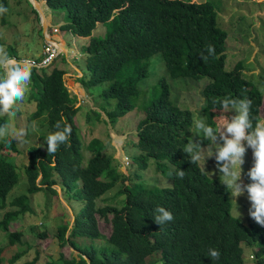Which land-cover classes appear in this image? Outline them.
I'll return each mask as SVG.
<instances>
[{
	"label": "trees",
	"instance_id": "trees-1",
	"mask_svg": "<svg viewBox=\"0 0 264 264\" xmlns=\"http://www.w3.org/2000/svg\"><path fill=\"white\" fill-rule=\"evenodd\" d=\"M41 1L49 11L65 13L68 20H63L65 24L60 29L67 28L74 36L86 39L83 58L90 72L81 79V85L109 83L100 97L106 102L116 100L113 111L101 107L108 122L113 125L124 119L140 102L141 115L136 119H142L134 128L133 143L138 155L128 159V168L134 172L124 175L119 172L121 163L108 155L103 141L93 138L85 148L91 157L84 161L82 135L75 122L80 101L65 85L67 72L57 65L64 57L57 56L46 67H32L27 100L35 102V110L28 116V129L37 120L39 131L50 134L56 130L55 123L61 121L62 125H71L72 134L69 143L61 145L54 156L48 155L46 144L42 148L28 147V159L20 170L13 161L23 155L16 141L7 145L0 141V210L4 211L0 237L6 239L0 248V264H15L25 254L20 249L4 260L6 248L13 250L14 245L24 244L23 233L11 232L10 224L32 212L30 196L42 193L46 203L47 198L57 196L55 186L62 196L80 206L73 215L72 228L68 230V224L63 223L57 230L59 243H69L78 251V259L59 254L58 259L44 264H264V227L250 217L244 224L232 215L234 203L220 182L218 170L209 176L207 170L191 164L182 150L192 140L189 133L193 112L177 100H170V87L164 77L159 80L157 94L148 99L143 96L151 59L158 54L166 77L192 81L185 84L201 83V114L208 125L217 128L215 114L222 109L213 101L224 97L251 100L253 122L262 120L264 96L243 77L245 59L235 55L230 69H226L229 33L218 27L213 4L191 0ZM2 3L7 8L6 1ZM32 11L39 23L38 13L34 8ZM98 24L104 31L94 35ZM208 45L214 46V56H208ZM6 52L20 60L14 49ZM89 113L101 119V112ZM3 123L4 120L0 122ZM207 143L204 141V146ZM179 169L185 171L183 179L175 175ZM23 178L28 183L27 194L7 202ZM105 194L112 196L101 199ZM116 199L120 200L118 206L108 203ZM99 201L104 205L99 206ZM159 206L173 214V221L163 226L154 222V209ZM99 220L111 227L103 245L96 243L104 239ZM29 231L37 238L45 237V231L39 228L30 227ZM209 248L219 251V260L207 256ZM244 249H249L246 259Z\"/></svg>",
	"mask_w": 264,
	"mask_h": 264
},
{
	"label": "rangeland",
	"instance_id": "rangeland-1",
	"mask_svg": "<svg viewBox=\"0 0 264 264\" xmlns=\"http://www.w3.org/2000/svg\"><path fill=\"white\" fill-rule=\"evenodd\" d=\"M7 3V13L0 15V38L3 43V48L14 49L17 57L20 60L41 62L44 58L43 48L44 39L42 26L35 21L36 15L33 13L31 6L28 4V0H5ZM210 1L213 4L215 12L217 14L218 27L229 33L226 39V69H230V64L235 61V55L242 57L244 61L243 77L250 81L255 89L264 96V0H193V2ZM31 3V2H29ZM41 9L47 12L48 19L45 20L48 26H60L65 24V20H68L65 13L53 10L48 11L43 2H38ZM0 5L3 6L2 0ZM237 6V7H236ZM43 12V13H44ZM45 16V14H44ZM4 20V22H2ZM64 20V21H63ZM104 28L98 24L94 30V35L102 34ZM52 37L59 40V44H63L65 50H60L62 53L59 56L64 57L63 61L58 62V68L65 70L64 75L65 85L68 87L71 94H79L77 97L80 100H84L81 103V108L76 116V125L79 128V133L82 135L81 146L83 152L84 161L91 157V154L86 151V145L91 139L96 138L103 141L107 146V153L109 156H113L121 163L118 168L119 172L124 175L132 174L133 169H129L128 166L134 156L138 155V150L133 147V143L136 141L135 126L139 119L136 116L141 115L139 111L140 102L137 103L135 111L127 115L122 120H117L115 124H110L101 107H107L109 111L115 109L116 100H109L108 102L100 98L102 90L108 88L109 83H103L97 86H82L81 79L86 78L90 72L89 68L84 62L83 58V46H85L86 39L78 38L71 34L67 28L60 29V32L52 33ZM48 38H50L48 36ZM61 49V47H59ZM234 55V56H233ZM76 56V60H72V57ZM74 58V57H73ZM62 60V59H61ZM74 66L75 68H73ZM80 71V72H78ZM82 73V74H81ZM166 70L160 61V56L156 54L153 56L148 69V75L143 84V96L148 99L150 95L157 94L159 92L160 78L164 77L166 83L170 87V100L172 102H179L180 106L188 108L193 112L194 119L201 118V110L204 104V100L200 94L201 83L185 84L186 82H192L181 79H171L166 77ZM176 83H182L189 88H183L180 85L176 86ZM30 89L28 88L25 94V99L22 104L19 105L17 113L14 117L0 118L1 121L10 124L12 128H26L27 135L23 141H16V147L19 151L23 152V157L13 158L14 164L18 166L17 170L24 167L25 159L27 158L28 147H40L45 144V139L48 133H41L39 130L37 120L35 122L36 127L33 129L31 125L28 129V116L35 110V102L28 101V95ZM83 97V98H82ZM79 105V103L77 104ZM179 106V107H180ZM180 107V108H182ZM182 108V109H186ZM90 110H96L101 112V119L89 113ZM260 111L262 112V120H264V99L263 105ZM89 113V117L86 116ZM235 115L234 112L223 113L220 111L215 114V120L217 128L227 122V117ZM135 116V117H134ZM204 118V117H203ZM115 125V126H114ZM39 128V129H38ZM33 130V131H32ZM32 131V132H31ZM193 139L196 135V130L192 127L189 133ZM4 152V151H3ZM107 155V156H108ZM252 152L251 149L246 151L244 156V163L242 167L241 180L243 184L251 183L247 176L248 170L252 166ZM202 168V163L199 165ZM205 170L208 175L211 176L216 170V163L214 158H209L205 162ZM20 173V172H19ZM148 176V175H147ZM150 176V175H149ZM58 191V195L51 197L50 200L42 198V193L30 196V208L32 212H26L22 219L14 221L10 224V231L22 232V240L24 244H18L6 248L2 256L4 260L10 259L19 250L25 251L24 255L20 257L15 264H29V262L35 261V264H44L51 260H56L61 254L64 258L78 259V251L67 243L61 245L57 240V230L63 223L68 224V230H70L74 223V216L80 206L76 203L70 202L66 197L62 196L60 188L54 187ZM28 183L26 179H22L19 184L11 191L7 197V202L12 201L14 198L27 194ZM112 196L111 194H105L101 199H106ZM118 199L108 202L111 205L118 206ZM234 208L232 207V215L237 216L245 224L249 217L248 210L250 202L247 199V193L238 197L236 202L232 199ZM237 204V205H236ZM99 206L104 204L100 201ZM9 210V207L6 208ZM239 211V212H238ZM3 210H0V218L2 217ZM240 213V214H239ZM41 224V226H40ZM99 230L104 236L103 240H98V245H103L106 238L109 236L111 227L103 220L98 222ZM30 227L34 229L45 231V237H36L35 234L30 233ZM39 232V231H38ZM69 232L65 235L68 236ZM81 239L76 238L75 241L81 242ZM6 239L0 237V248L5 245ZM33 247V248H32ZM26 248H31L26 250ZM38 253V255H37ZM245 254L247 251L245 250ZM2 264H8L6 261Z\"/></svg>",
	"mask_w": 264,
	"mask_h": 264
},
{
	"label": "clouds",
	"instance_id": "clouds-1",
	"mask_svg": "<svg viewBox=\"0 0 264 264\" xmlns=\"http://www.w3.org/2000/svg\"><path fill=\"white\" fill-rule=\"evenodd\" d=\"M36 1L39 2V0ZM191 1L193 2V0ZM44 6L47 7L45 4ZM32 7L34 8L33 5ZM7 11L6 7L0 5V15L7 13ZM48 27L50 30L48 36L52 40L51 43L59 44V40L52 37L51 32L54 27H57L59 33L60 26ZM45 42L50 41L44 40V45ZM206 51L208 56L215 55V48L212 45H208ZM61 53V51H59V54L56 53L57 55H54L55 57L47 66ZM73 57L72 60H76V56ZM202 59H207V57H202ZM41 62L36 63L39 65ZM34 67L41 68L40 66ZM31 77L32 67L30 61L17 60L9 56L3 47H0V118H11L16 115L19 105L24 102L26 91L31 83ZM74 95L78 96L79 94L75 93ZM213 102L220 104L223 113L234 112L235 115L227 117V122L219 128L208 125L203 117L194 119L193 128L196 130L194 138L198 139L189 141L182 150L189 157L188 160L191 164L201 165L202 163L203 171H205L206 160L214 158L220 182L229 190L230 198L236 202V199L246 192L247 199L250 202L249 217L259 226L264 227V120L253 122L250 115L252 102L249 99L224 97ZM78 103L81 105L82 100ZM31 127L33 129L36 127L35 122L32 123ZM54 127L56 130L48 134L45 139L47 153L53 156L61 145L69 143L72 134V127L66 122L62 125L61 121H57ZM27 131L26 128H12L8 123L0 124V141H4L6 145L11 144L12 141H23ZM204 141H208L206 146L203 144ZM248 149H251L253 161L247 172L251 183L243 184L241 166L244 163V156ZM175 175L178 179H183L185 171L179 169ZM154 213V222L159 226H163L174 219L173 214L163 206L156 207ZM245 250L247 254H245ZM248 254L249 249H244L245 259L248 258ZM207 256L211 260H219L220 253L216 249L209 248Z\"/></svg>",
	"mask_w": 264,
	"mask_h": 264
},
{
	"label": "built area",
	"instance_id": "built-area-1",
	"mask_svg": "<svg viewBox=\"0 0 264 264\" xmlns=\"http://www.w3.org/2000/svg\"><path fill=\"white\" fill-rule=\"evenodd\" d=\"M52 32L53 33L58 32V28L54 27L52 29ZM56 50H57V47H56L55 44H53L51 42H45V45H44V48H43L44 58H43L42 62L39 65H37L36 62L30 61L31 67H34V66H40V67L47 66L50 63V61L52 60V58L54 57V55L56 54Z\"/></svg>",
	"mask_w": 264,
	"mask_h": 264
},
{
	"label": "water",
	"instance_id": "water-1",
	"mask_svg": "<svg viewBox=\"0 0 264 264\" xmlns=\"http://www.w3.org/2000/svg\"><path fill=\"white\" fill-rule=\"evenodd\" d=\"M31 4L34 6V9L37 11L38 15H39V18H40V24L42 26V32H43V37H44V40L45 41H50L52 42V40H50L48 38V33H49V27L46 23V20H45V16H44V13H43V10L41 9V7L39 6L38 2L36 0H30ZM54 43V42H53ZM55 44V43H54ZM56 45H59V44H56ZM56 53L59 54V49L56 50ZM56 54V55H57ZM55 57V56H54ZM58 192V191H57Z\"/></svg>",
	"mask_w": 264,
	"mask_h": 264
},
{
	"label": "bare ground",
	"instance_id": "bare-ground-1",
	"mask_svg": "<svg viewBox=\"0 0 264 264\" xmlns=\"http://www.w3.org/2000/svg\"><path fill=\"white\" fill-rule=\"evenodd\" d=\"M47 23V22H46ZM56 47H57V49H59V51L60 50H63V44L61 43V45L59 44V45H56ZM59 47H61V49L59 48Z\"/></svg>",
	"mask_w": 264,
	"mask_h": 264
},
{
	"label": "crops",
	"instance_id": "crops-1",
	"mask_svg": "<svg viewBox=\"0 0 264 264\" xmlns=\"http://www.w3.org/2000/svg\"><path fill=\"white\" fill-rule=\"evenodd\" d=\"M44 14H45L46 19H48L49 16H47V12H44ZM63 49L65 50L64 46H63ZM65 51H66V50H65Z\"/></svg>",
	"mask_w": 264,
	"mask_h": 264
}]
</instances>
